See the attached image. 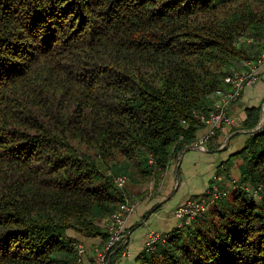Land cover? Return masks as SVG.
<instances>
[{
	"label": "trees",
	"instance_id": "trees-1",
	"mask_svg": "<svg viewBox=\"0 0 264 264\" xmlns=\"http://www.w3.org/2000/svg\"><path fill=\"white\" fill-rule=\"evenodd\" d=\"M263 52L264 0H0V264H77L70 232L106 243L99 223L131 199L115 179L156 185ZM251 131L238 178L218 168L227 195L132 264H264Z\"/></svg>",
	"mask_w": 264,
	"mask_h": 264
},
{
	"label": "crops",
	"instance_id": "crops-1",
	"mask_svg": "<svg viewBox=\"0 0 264 264\" xmlns=\"http://www.w3.org/2000/svg\"><path fill=\"white\" fill-rule=\"evenodd\" d=\"M257 76V83L246 86L239 99L229 106L232 125L216 127L213 138L211 137L215 141L210 138L206 151L186 148L178 153L154 186L127 183L124 193L131 199L126 202L139 206V217L132 216L133 213L124 217L128 240L126 249L129 255L125 257L121 249H116L110 264H132L144 250L149 232L163 234L178 227L180 221L174 217V210L186 201L205 194L209 187L216 183L215 177L221 164L229 167L228 173L232 179L238 178L240 160L234 155L242 149L251 131L246 128V113L250 109H260L257 121L259 122L264 107V70L258 69ZM205 132L206 129L202 127L197 133V139ZM230 187L231 185L226 183V188ZM148 214L150 216H147ZM99 225L107 228L108 220L101 221ZM70 236L85 249L83 264H94L97 251L101 250L105 243L100 238H82L74 233Z\"/></svg>",
	"mask_w": 264,
	"mask_h": 264
},
{
	"label": "built area",
	"instance_id": "built-area-1",
	"mask_svg": "<svg viewBox=\"0 0 264 264\" xmlns=\"http://www.w3.org/2000/svg\"><path fill=\"white\" fill-rule=\"evenodd\" d=\"M264 70V52L258 56L253 62L246 65V69L240 73H234L224 79L225 88L214 92L215 101L210 112L200 117L202 126L206 129L203 136L192 142L187 148L206 151V144L214 134V129L218 126H231L232 118L230 117L228 108L232 103H235L243 89L246 86H252L258 81L257 70ZM254 131V130H253ZM217 182L222 178L215 179ZM128 183V178L118 177L115 179L117 188L123 189ZM206 194L210 196L209 202L188 200L174 210V217L186 224L190 223L197 216L204 213L208 209V204L217 199H221L227 195L225 190H221L217 185L213 184L209 187ZM136 204L132 202L122 203L118 211L108 219L107 230L109 237L103 248L96 253L94 264H110L111 256L116 249L123 251V256H128L127 236L124 228V217L135 212ZM166 235L161 233L149 232L146 237L144 250L153 252L158 243L165 242ZM77 253V264H83L85 249L80 244H75Z\"/></svg>",
	"mask_w": 264,
	"mask_h": 264
},
{
	"label": "rangeland",
	"instance_id": "rangeland-1",
	"mask_svg": "<svg viewBox=\"0 0 264 264\" xmlns=\"http://www.w3.org/2000/svg\"><path fill=\"white\" fill-rule=\"evenodd\" d=\"M235 73H240V72H238V70L237 71H235ZM262 116H264V107H263V110H262V112H261V114H260V119H262ZM264 122V121H263ZM263 122H262V125H263ZM258 123V122H257ZM253 131V130H252ZM127 185V184H126ZM126 185L124 186V188L126 187ZM124 188H123V190H124ZM135 215V217H139L138 215H139V206H136V209H135V212L133 213V215L132 216H134ZM70 234H71V232H70Z\"/></svg>",
	"mask_w": 264,
	"mask_h": 264
},
{
	"label": "water",
	"instance_id": "water-1",
	"mask_svg": "<svg viewBox=\"0 0 264 264\" xmlns=\"http://www.w3.org/2000/svg\"><path fill=\"white\" fill-rule=\"evenodd\" d=\"M261 112H262V110H261ZM264 121V116H262V119H260L259 120V122L257 123V126L253 129L254 131L253 132H255V131H257V130H259L260 129V127L262 126V122ZM184 151V150H183ZM182 151V152H183Z\"/></svg>",
	"mask_w": 264,
	"mask_h": 264
}]
</instances>
